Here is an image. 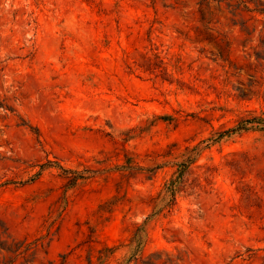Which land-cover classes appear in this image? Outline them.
<instances>
[{
	"label": "rangeland",
	"instance_id": "374dc122",
	"mask_svg": "<svg viewBox=\"0 0 264 264\" xmlns=\"http://www.w3.org/2000/svg\"><path fill=\"white\" fill-rule=\"evenodd\" d=\"M203 1L0 0L14 264H264V15Z\"/></svg>",
	"mask_w": 264,
	"mask_h": 264
},
{
	"label": "trees",
	"instance_id": "16d2710c",
	"mask_svg": "<svg viewBox=\"0 0 264 264\" xmlns=\"http://www.w3.org/2000/svg\"><path fill=\"white\" fill-rule=\"evenodd\" d=\"M214 1L215 3L221 5L222 3L226 2L227 0H209ZM209 1H203L205 5L208 6ZM233 5H228V7H233L234 10H244L248 13H256L259 15H264V1L263 0H233ZM250 5H253V8H250ZM0 107L3 108L2 104L0 103ZM245 129L244 126L239 125L235 129L229 130L231 132H236ZM228 131V132H229ZM227 132V133H228ZM7 239H10L8 236H6ZM142 242V238L139 236H134L131 239V245H135L136 248H140ZM37 246V243H25L23 242H16L14 240H4L0 241V254L1 253H8L11 254L6 259V256L2 257L0 259V264H14L17 259H23L24 263H28L29 260L27 259L28 256H30L29 252H31L35 247ZM114 252V249L104 247L99 253L100 256L98 258V261H104L107 258L110 257V255ZM136 260L135 254L132 252L131 256L129 257V260ZM128 260V261H129ZM89 264H92L91 260H89ZM145 264H153L152 262H148Z\"/></svg>",
	"mask_w": 264,
	"mask_h": 264
}]
</instances>
